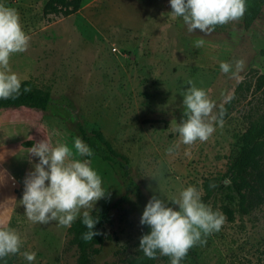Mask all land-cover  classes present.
Instances as JSON below:
<instances>
[{
  "label": "rangeland",
  "instance_id": "rangeland-1",
  "mask_svg": "<svg viewBox=\"0 0 264 264\" xmlns=\"http://www.w3.org/2000/svg\"><path fill=\"white\" fill-rule=\"evenodd\" d=\"M46 2L0 0L16 9L30 37L24 52L11 55V70L50 93L45 112L11 109L7 116L27 120L37 143L47 138L72 148L80 127L101 133L117 155L114 163L97 155L78 157L73 149L76 158L90 161L106 190L92 213L108 212L102 232L109 239L91 264H126L142 231L140 217L129 212L134 200L129 182L148 200L195 185L208 204L212 191L204 181L225 178L239 154L234 142L264 112V89H256L264 75V6L247 30L241 17L205 34L188 33L171 14L169 0H81L78 11L66 17L43 15ZM222 61L234 71L236 61L242 67L236 75L225 74ZM190 83L215 101L214 112L224 106V95H231L233 104L208 140L184 145L175 128L186 118L182 93ZM174 143L178 147L168 154ZM38 225L43 232L30 234L39 242L48 239L46 229L58 231L53 222ZM205 239L181 264H264V207L225 221ZM64 247L52 263L39 264H76L75 247ZM155 264H170L169 257L160 256Z\"/></svg>",
  "mask_w": 264,
  "mask_h": 264
},
{
  "label": "clouds",
  "instance_id": "clouds-1",
  "mask_svg": "<svg viewBox=\"0 0 264 264\" xmlns=\"http://www.w3.org/2000/svg\"><path fill=\"white\" fill-rule=\"evenodd\" d=\"M171 14L181 18L188 33L199 29L209 34L217 25H223L241 18L246 11V0H169ZM30 37L24 31L16 9L0 3V99L14 98L21 94V78L11 70L10 57L13 53L24 52ZM204 43L200 40L197 47ZM242 61L235 62V71L230 62L222 61L220 70L225 74L236 75ZM183 91L184 117L177 123L175 131L180 142L192 145L196 141H206L216 125L223 124V104L217 112L215 101L206 91L190 83ZM30 89L24 88L27 92ZM233 97L224 95V102ZM178 144L166 149L174 153ZM91 148L79 136L70 148L67 143L51 142L45 138L29 148L38 158L33 170L24 180L22 204L25 215L34 223L48 224L56 221L59 225L70 226L78 218L88 229L82 234L85 241L93 240L99 233L94 231L99 217L92 215L97 201L103 198L106 190L102 177L87 159ZM188 154L187 152L185 153ZM220 209H213L203 201L201 192L195 185L182 188L178 194L166 198L153 195L146 203L139 223L146 225L148 232L139 240V250L149 259L158 255L168 256L170 264H181L193 246L206 243V237L220 231L225 222ZM22 238L11 227H0V259L20 253ZM24 259L31 264L35 252L24 251Z\"/></svg>",
  "mask_w": 264,
  "mask_h": 264
},
{
  "label": "trees",
  "instance_id": "trees-1",
  "mask_svg": "<svg viewBox=\"0 0 264 264\" xmlns=\"http://www.w3.org/2000/svg\"><path fill=\"white\" fill-rule=\"evenodd\" d=\"M81 0H47L43 7V15L69 16L76 13L80 7ZM264 6V0H246V11L241 19L244 30L250 28ZM264 75L260 76L257 90H262ZM30 89L25 92L24 88ZM50 104V93L33 85L30 80H23L21 94L9 99H0V109L26 108L45 112ZM233 100L226 102L223 106V120L229 115ZM79 135L91 148L92 156H100L103 160L114 163L113 157L117 155L111 150L100 132L94 131L88 134L83 127L79 128ZM24 148L33 146L32 141L22 144ZM234 148L238 151V157L227 172L223 180L204 181L207 189L212 191L208 204L213 209H220L225 215V221L233 222L236 216L248 215L251 211L264 207V112L248 122L246 129L234 142ZM91 156V157H92ZM91 157H85L87 159ZM134 200L131 201L129 212L141 217L143 209L148 202L145 195L132 183ZM99 217L94 231L99 234L91 241L82 239V234L88 229L78 218L67 229L65 247L72 246L76 249V264H91L92 258L99 253V247L109 239L102 232L103 224L109 220L108 212L92 213ZM146 225H142V234L148 232ZM135 251L126 261V264H155L160 255L155 259H149L139 250V240L134 245ZM0 264H17L16 254H10L0 259ZM197 264V263H193Z\"/></svg>",
  "mask_w": 264,
  "mask_h": 264
},
{
  "label": "crops",
  "instance_id": "crops-1",
  "mask_svg": "<svg viewBox=\"0 0 264 264\" xmlns=\"http://www.w3.org/2000/svg\"><path fill=\"white\" fill-rule=\"evenodd\" d=\"M9 110L11 109H0V227H11L22 238L21 251L16 254L17 264H29L22 255L24 251L35 252L36 258L31 264H39L42 260L52 263L64 244L68 227L51 221L58 231L52 234L54 231L46 229L50 238L40 241L41 243L30 234L34 229H39V232L41 229L42 233L44 227H39L38 223L27 218L21 201L24 180L33 170L38 158L28 153L29 148H24L22 144L32 141L34 145L37 142L30 137L28 121L20 117H8L6 111ZM53 249L56 250L55 255L50 257L46 254Z\"/></svg>",
  "mask_w": 264,
  "mask_h": 264
}]
</instances>
